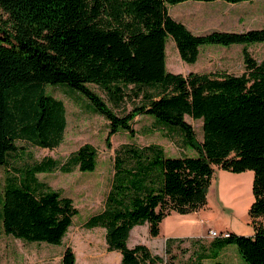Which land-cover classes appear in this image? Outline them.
Segmentation results:
<instances>
[{
  "label": "trees",
  "instance_id": "trees-1",
  "mask_svg": "<svg viewBox=\"0 0 264 264\" xmlns=\"http://www.w3.org/2000/svg\"><path fill=\"white\" fill-rule=\"evenodd\" d=\"M186 1L217 0H0V166L20 147L18 140L54 149L64 140L67 110L48 86L66 85L83 94L109 122L107 143L125 130L134 134L138 115H152L168 128L178 127L196 154L170 157L157 143H125L114 156V174L104 209L86 222L101 227L110 252L120 264H175L153 254L145 244L131 247L132 230L148 224L159 236L163 220L173 212L189 214L205 208L216 169L254 171L249 209L251 236L230 232L202 246L193 264H203L234 244L248 264H264V58L253 57L248 45L264 42V28L244 32L194 34L176 20L169 7ZM240 3L253 0H223ZM171 37L181 59L196 63L205 44H242L245 70L174 73L167 68L166 45ZM101 88L114 106L134 85L159 88L155 97L123 115L90 85ZM63 86V85H62ZM70 89V90H71ZM203 119V141L186 120ZM171 126V127H169ZM174 126V127H172ZM98 150L85 143L62 162L44 157L28 168L8 171L0 195V221L6 234L28 242L61 245L79 214L71 197L38 179L39 173L61 170L93 172ZM184 239L170 238L165 252ZM198 241V240H197ZM67 246L62 264H76Z\"/></svg>",
  "mask_w": 264,
  "mask_h": 264
},
{
  "label": "rangeland",
  "instance_id": "rangeland-1",
  "mask_svg": "<svg viewBox=\"0 0 264 264\" xmlns=\"http://www.w3.org/2000/svg\"><path fill=\"white\" fill-rule=\"evenodd\" d=\"M170 14L178 21L183 22L194 34H208L213 31L244 32L250 29L264 28V0L243 1L229 3L223 0L212 2L186 1L169 7ZM0 16L7 19V15ZM242 44L224 46L220 44H205L200 48L199 59L196 63H187L181 59L176 42L168 37L166 45L167 68L174 73L187 75L190 72L224 71L239 74L245 68ZM254 58L263 59L264 42L248 45ZM171 66L178 68L177 71ZM63 85V86H62ZM90 87L102 95L110 106L120 115L142 104L143 96L148 93L159 96V88L142 86L139 96L135 94L137 88L130 85L127 88L128 96L119 106H114L105 92L98 86ZM64 84L48 86L47 90L55 97L62 99L66 106L67 128L63 142L54 149L41 148L24 140H18L20 149L10 159V167L0 166V195L5 185L8 171L14 173L18 169L28 168L41 161L46 156H51L59 161H66L69 156L85 143L92 144L99 153L98 166L93 172H81L75 169L71 173L55 170L49 173H39L38 179L47 183L51 188L59 190L64 196L73 198L79 214L74 218L64 238L63 244L55 245L47 242H28L4 232L0 221V264H62V256L67 246H71L76 254V264H120L121 253L110 252L105 238V230L101 227L89 228L88 219L100 213L104 207L107 195L111 189L114 174L115 152L122 144L134 143L144 146L151 143L162 145L170 157L194 155L196 152L187 147L184 135L178 127L168 128L155 121L154 116L141 114L132 123L134 134L121 130L110 138L107 143L109 122L95 111V106L83 94L70 90ZM186 120L193 125L196 137L203 141V119H193L186 115ZM171 127V126H169ZM244 196V195H243ZM209 205L216 204L217 197H230L220 189L219 178L216 177L209 190ZM221 205V204H220ZM222 207L224 205H221ZM221 210L219 208L218 212ZM215 211L213 208L206 212ZM225 215L234 213L229 208L223 211ZM232 212V213H231ZM201 214H180L173 212L166 217L162 225L163 233L152 237L149 226L139 225L131 232L129 245H147L153 254L160 255L164 261H169L171 255L176 256L175 264H193L198 254L202 253V245L209 247L212 241L209 228H221L224 221L201 222ZM245 225V224H244ZM174 232L178 237L184 234L187 237L181 243H174L170 254L165 252L166 242L170 237L167 234ZM205 233L207 238H194L195 234ZM165 235V236H164ZM210 237V238H209ZM198 240V241H197ZM230 247L237 248L231 244ZM214 248H208L211 253ZM235 257L236 252L231 254ZM239 264H248L239 254ZM210 264H215L213 260Z\"/></svg>",
  "mask_w": 264,
  "mask_h": 264
},
{
  "label": "crops",
  "instance_id": "crops-1",
  "mask_svg": "<svg viewBox=\"0 0 264 264\" xmlns=\"http://www.w3.org/2000/svg\"><path fill=\"white\" fill-rule=\"evenodd\" d=\"M258 60L261 61L262 59H258ZM171 69L174 71L178 70V68L175 66H171ZM244 70H242L239 74H242ZM216 177L219 178L220 189L223 190L224 195L225 193H228L230 197H217V202L216 204H213V206L209 205L210 197H208L207 206L197 212H194V214H201L202 216L201 222L216 221L217 223H220L221 221H224L223 227L221 228L211 227L209 228L210 230L212 229L218 232L229 231V232H234L236 234L247 235V236L253 235L254 228L251 224V220L249 217V209L251 208L255 200V197L253 195L254 171L247 170L241 173H233L227 170L217 168L215 172V178ZM220 204L224 206L222 207ZM212 208L215 211L206 212L207 210ZM219 208H221V210L218 212ZM226 208L232 210L234 214L232 216L225 215L223 211H225ZM165 219L161 223L160 234L163 233L162 225L164 224ZM204 235L205 233L201 232L199 234L198 233L195 234L194 236L192 235L190 236L194 238H207ZM183 236L187 237V235L185 234ZM167 237L173 239H182V237H178V235H176L174 232H170L169 234H167L165 238ZM210 237L212 240L214 239V237L212 236ZM235 252H236L235 257H232L231 254ZM238 252H239L238 248L234 249L233 247H230V245L225 246L219 250V253L216 257L212 259L208 258L204 260L203 264H210L209 263L210 260H213L215 264H239L240 259Z\"/></svg>",
  "mask_w": 264,
  "mask_h": 264
},
{
  "label": "built area",
  "instance_id": "built-area-1",
  "mask_svg": "<svg viewBox=\"0 0 264 264\" xmlns=\"http://www.w3.org/2000/svg\"><path fill=\"white\" fill-rule=\"evenodd\" d=\"M210 235L214 238L216 237H229L230 236V232L229 231H225V232H218L215 230H210L209 231Z\"/></svg>",
  "mask_w": 264,
  "mask_h": 264
},
{
  "label": "bare ground",
  "instance_id": "bare-ground-1",
  "mask_svg": "<svg viewBox=\"0 0 264 264\" xmlns=\"http://www.w3.org/2000/svg\"><path fill=\"white\" fill-rule=\"evenodd\" d=\"M220 238V237H219Z\"/></svg>",
  "mask_w": 264,
  "mask_h": 264
}]
</instances>
